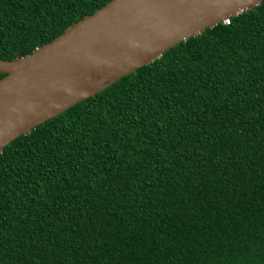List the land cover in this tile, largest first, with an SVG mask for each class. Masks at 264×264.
I'll list each match as a JSON object with an SVG mask.
<instances>
[{
  "label": "trees",
  "instance_id": "1",
  "mask_svg": "<svg viewBox=\"0 0 264 264\" xmlns=\"http://www.w3.org/2000/svg\"><path fill=\"white\" fill-rule=\"evenodd\" d=\"M109 1L0 0V58ZM229 18L0 152V264H264V0Z\"/></svg>",
  "mask_w": 264,
  "mask_h": 264
},
{
  "label": "water",
  "instance_id": "2",
  "mask_svg": "<svg viewBox=\"0 0 264 264\" xmlns=\"http://www.w3.org/2000/svg\"><path fill=\"white\" fill-rule=\"evenodd\" d=\"M263 0H110L34 52L0 58V152L181 41Z\"/></svg>",
  "mask_w": 264,
  "mask_h": 264
},
{
  "label": "built area",
  "instance_id": "3",
  "mask_svg": "<svg viewBox=\"0 0 264 264\" xmlns=\"http://www.w3.org/2000/svg\"><path fill=\"white\" fill-rule=\"evenodd\" d=\"M230 17V16H229ZM229 17H226L223 21L225 22V23H230V18Z\"/></svg>",
  "mask_w": 264,
  "mask_h": 264
}]
</instances>
